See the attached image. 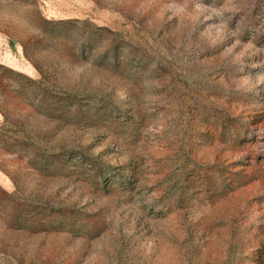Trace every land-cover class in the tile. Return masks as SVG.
I'll use <instances>...</instances> for the list:
<instances>
[{"label": "rangeland", "instance_id": "obj_1", "mask_svg": "<svg viewBox=\"0 0 264 264\" xmlns=\"http://www.w3.org/2000/svg\"><path fill=\"white\" fill-rule=\"evenodd\" d=\"M0 264H264V0H0Z\"/></svg>", "mask_w": 264, "mask_h": 264}]
</instances>
